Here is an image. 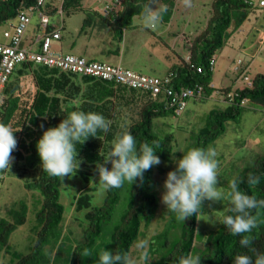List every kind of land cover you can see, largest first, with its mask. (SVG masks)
<instances>
[{
    "label": "trees",
    "instance_id": "16d2710c",
    "mask_svg": "<svg viewBox=\"0 0 264 264\" xmlns=\"http://www.w3.org/2000/svg\"><path fill=\"white\" fill-rule=\"evenodd\" d=\"M145 2L146 0H119V10L112 21L118 33L132 25V18L140 15ZM156 2L168 5V12L171 11L173 0ZM34 4L35 0H0V27L12 21L20 10ZM81 7L82 0H62L61 8L66 13ZM253 7L255 5L252 0H213L206 26L191 40L188 61L182 60L166 74H171L170 85L175 88L201 85L205 97L210 96L214 87L211 86L213 68L209 61L214 59V55L224 46L232 30L242 24ZM90 14L87 12L83 26L91 19ZM94 14H97L99 19L104 18L100 13ZM26 72L32 73L34 90L22 92L16 85L15 78ZM77 77L80 81H76ZM224 91H230V88L226 87ZM233 91L235 96L231 103L222 109L209 111L205 125L197 134L195 147L207 149L211 142L225 132L226 121L238 120L244 108L241 104L243 99L261 102L264 106V72L256 73L250 86ZM77 97H80L79 103L74 101ZM161 97L159 95L152 98L149 93L139 89L43 65L22 63L13 70L0 100V122L19 130L14 132L17 147L12 152V163L17 164L23 173L15 174L20 178L25 175L23 187L29 191H38L40 198L38 206L34 208L36 224L32 231L35 238L30 250L8 264H50L51 255L45 250L49 243L50 253L53 251L54 258L65 251L68 264H81L84 257L80 253L84 248L91 250L95 246L104 226L110 223L119 200L120 188H112L106 190L102 205L91 207V188L79 190L75 196V209H88L84 214L87 225L81 241L75 245H66L65 241L60 239V223L64 215V206L60 202L61 180L42 170L36 147L43 132L58 126L73 110L94 112L104 116L111 124L107 133L98 132V137L90 136L83 144L76 145L77 156L84 160V166L104 164L111 143L125 131L131 132L135 137L137 149L143 142L151 144L153 140H158L161 147L155 154L168 160L173 151V135L161 136L153 130L155 117L173 113L164 106ZM134 102H140L136 113L138 117L130 119L124 127H118L116 120L120 107L131 108L130 105ZM90 168H78L76 173L88 181L91 176L98 174L97 168ZM152 170L153 166L144 172L142 182L137 178L130 187L127 210L120 223L110 232L113 253L129 252L139 233L142 218L148 220L152 215L157 200L153 190ZM0 173L3 175L5 172ZM249 173L260 177V183L254 189H250L247 184ZM237 178L241 181L239 187L242 191L264 199V154L259 155L252 166L244 168ZM27 212V202L18 200L7 208L5 216L0 217V251L17 226L26 221ZM226 215L234 214L229 211ZM175 220L176 215L171 216L167 227L157 236L158 248L163 250L152 264H178L182 256L191 253L197 216L193 215L184 222L180 221L177 227L173 226ZM175 228L179 233L174 239H170L169 235ZM251 235V245L243 247L240 244L241 237L231 235L224 225L212 231L206 240L205 264H234V258L238 254L250 255L254 260L257 252L264 253V210H261L258 227L253 229Z\"/></svg>",
    "mask_w": 264,
    "mask_h": 264
},
{
    "label": "rangeland",
    "instance_id": "374dc122",
    "mask_svg": "<svg viewBox=\"0 0 264 264\" xmlns=\"http://www.w3.org/2000/svg\"><path fill=\"white\" fill-rule=\"evenodd\" d=\"M252 1L255 7L250 9L247 15L251 23L247 22L248 20L244 21L241 25V30L234 29L229 35L231 37L229 45L235 50L229 52V57L233 60L226 65H221L218 61L213 66L212 85L214 90L211 95L204 99L188 100L184 110L177 115L167 113L153 119V130L157 134L161 136L165 134L173 135V151L168 160L159 157L161 163L153 166L152 180L153 190L157 198L156 204L153 207L151 217L148 220L145 217L142 218L139 233L129 251L133 258L138 260L139 254L134 244L140 239H148L150 241L148 249L150 259L145 264H152L159 257L163 249L159 250L158 248L157 236L167 227L170 217L175 215L168 211L161 201L162 193L165 191L164 181L167 178V173L175 170L177 167L176 162L189 149L195 147L197 134L205 125L209 111L222 109L226 106L221 101L224 95V88L229 87L233 91L234 88L246 84L244 76L251 79L257 72H264V6H258L259 0ZM212 2L213 0H192V7L189 8L184 6L183 0H173L170 28L179 33V40L175 44L170 43V45L176 47L175 50L180 56H186L189 50V43L186 41V37H189V34L194 36L206 26L211 15ZM156 4L157 6L161 5L159 2ZM83 5L97 9L104 8L105 5H108V7L113 5L119 10V4L115 0H83ZM107 11L104 14L110 13ZM82 17V14H76L68 21L79 22ZM50 18L54 23L59 21L57 14ZM140 18L142 19L141 15H135L132 18L134 24H143ZM254 24H257L255 29H253ZM160 27L161 24L155 30ZM103 39L107 41L106 38ZM104 44L111 47L108 41L104 42ZM114 44L116 42H112L113 46ZM52 48L60 50L59 40L52 42ZM220 50L215 54L218 60L220 59ZM109 58L104 59L110 64H116L113 58ZM238 60L242 61L245 66V74L243 76H238V71L234 70ZM77 78L76 81H80L79 77ZM15 83L22 92L34 90L31 72H26L22 76L16 77ZM79 98H75L74 101L79 103ZM243 106L240 118L226 121L225 132L208 145V147L214 148L218 153L216 157L219 161L217 187L225 193V198L221 201L205 199L202 202L201 214L196 220L195 239L191 250V254L201 257L200 264H205L208 235L223 226L220 222L232 206L226 195L229 191V181L237 178L244 168L252 166L256 158L264 154V106L261 102L251 101H247ZM130 107H120L117 113L118 119L116 120L118 127H124L131 121L130 119L138 117L136 113L140 107V102H134ZM77 160L80 161L79 168L81 169L97 168L96 165L84 166V160L81 157L77 156ZM104 164L111 167L110 162H104ZM21 171L17 164L11 162L10 171L3 172V175L0 173V179L2 178L0 180V217L5 216L7 208L15 201L24 200L28 204L26 221L17 226L11 233L7 244L0 251V264L13 262L20 255L27 253L35 238V234L32 231L36 224L34 208L38 206L40 194L36 190L29 191L23 187L26 176L24 175L20 178L15 174L16 172L23 173ZM60 180V202L64 206V215L60 223V239H63L66 245H75L83 239V230L87 225L84 214L88 211V209H75V196L79 190L90 187L92 195L91 207H95L102 205L106 191L100 188L99 173L91 176L88 181L77 173ZM130 187V184L125 183L120 188L119 200L110 223L104 226L101 236L91 249L92 256L84 257L81 264H98L99 252L102 249L111 251L110 232L120 223L123 214L127 210L130 200ZM179 222L176 219L173 226L177 227ZM178 233L179 230L173 229L169 238L174 239ZM45 250L51 255L50 264H68L65 251L60 252L54 258L55 254H53V251L50 253V243Z\"/></svg>",
    "mask_w": 264,
    "mask_h": 264
},
{
    "label": "clouds",
    "instance_id": "9594fccd",
    "mask_svg": "<svg viewBox=\"0 0 264 264\" xmlns=\"http://www.w3.org/2000/svg\"><path fill=\"white\" fill-rule=\"evenodd\" d=\"M185 7H192V0H183ZM168 5L157 6L156 0H146L142 6L141 17L143 26L155 30L163 21L168 12ZM111 122L104 116L94 112L73 110L68 113L56 127L43 132L37 142V151L41 160L42 170L48 175L63 180L64 177L76 174L80 161L77 160V144H83L90 136L98 137V132L107 133ZM11 125L0 122V172L10 171L13 161L12 152L17 147ZM158 140L150 143L143 142L137 149V142L131 132L125 131L117 136L109 149L105 162L111 163V169L104 164H97L99 185L101 190L122 188L125 183L132 185L137 178L141 182L144 172L154 165L161 163L155 153L160 149ZM217 151L193 147L189 149L176 164L173 171L167 173L164 181L165 191L161 201L166 209L176 215L178 221L201 214L202 202L221 201L225 193L217 187L219 178V161L216 159ZM241 181L233 178L229 181L227 198L232 205L229 211L234 215H224L223 224L231 235L240 236L243 247L251 245V233L259 224L260 212L264 210V199H258L255 194L249 195L239 187ZM260 183V177L249 173L247 184L254 189ZM255 213V214H253ZM148 239H140L134 247L139 254L138 260L129 252L102 249L98 254V264H145L150 259ZM82 257H91L92 250L84 248L80 253ZM201 257L191 253L182 256L178 264H200ZM234 264H264V253L257 252L255 259L246 254H238Z\"/></svg>",
    "mask_w": 264,
    "mask_h": 264
},
{
    "label": "crops",
    "instance_id": "0c3cea01",
    "mask_svg": "<svg viewBox=\"0 0 264 264\" xmlns=\"http://www.w3.org/2000/svg\"><path fill=\"white\" fill-rule=\"evenodd\" d=\"M61 5L62 0H47L46 4L49 15V22L46 29L59 30L60 38L57 39L60 43L59 51L104 62H106V58L110 59L109 57H111L116 63L113 65H119L123 68L152 76L163 77L173 66L178 65L182 60L188 61L191 40L204 29L203 28L194 36H190L191 34H189V37L185 36L186 41L189 43V50L186 56H180V54L175 50L176 47L170 45V43L175 44L179 40V33L171 30L170 28L172 11L164 14L161 27L157 30L145 28L143 24H134L132 20V25L129 28L123 29L121 33H118V30L115 29L112 24V21L118 12L116 7L113 5L108 7L109 11L107 12L110 13L107 14H104L106 11L105 7L107 5L100 9L86 7L83 5V0L82 7L80 9L73 10L68 13L62 10ZM93 11L102 14L104 18L99 19L98 15L94 14ZM87 12L91 13V19L88 21V24L83 26V20L87 15ZM56 14L59 17V21L54 23L50 17ZM76 14L83 15L79 22L68 21ZM248 18L249 17L247 16L244 21L248 20ZM140 20L142 19L140 18ZM247 22H249V20ZM241 25L237 28V30H241ZM253 26V29H255L257 24H254ZM2 27L6 28L8 25L5 24ZM44 30L45 28L42 27L39 22L38 12L36 10L31 11L30 23L22 41L23 45L37 49L39 46L40 36ZM103 38H106L111 47L104 44V42L107 41ZM168 38L170 39L168 40ZM230 38L231 37L227 39L224 46L220 50V59H216V55H214L215 65L218 61L221 65H226L228 62L231 63L233 60L229 57V52L235 51L234 48L229 45ZM112 42H116V44L113 46ZM238 61L234 70L238 71V76H243L245 74V66L242 61L238 64ZM244 86L245 85L236 87L234 90ZM221 101L224 102L225 105L228 104L223 98Z\"/></svg>",
    "mask_w": 264,
    "mask_h": 264
},
{
    "label": "built area",
    "instance_id": "2783aa9c",
    "mask_svg": "<svg viewBox=\"0 0 264 264\" xmlns=\"http://www.w3.org/2000/svg\"><path fill=\"white\" fill-rule=\"evenodd\" d=\"M115 1L119 4V0ZM46 4L47 0H35L33 6L18 12L16 17L7 23L8 27L0 28V100L13 70L22 63L43 65L139 89L149 93L152 98L161 95L164 106L171 109L176 115L184 110L188 100L205 97L201 85L172 87L170 85L171 74L163 77L147 75L119 65L54 50L52 42L60 38V33L59 30L46 29L49 22ZM258 6H264V1L259 0ZM107 9L108 5L105 7L106 11ZM33 10L38 12L39 22L45 28L40 36L37 49L24 46L22 43L30 23V12ZM240 63L239 60L238 64ZM209 64L213 68L215 59L211 58ZM197 70L200 71L199 68ZM244 79L246 80L245 86H250L251 79L246 76ZM234 96V91H224L223 99L225 102L231 103ZM246 102L247 100L243 99L241 104Z\"/></svg>",
    "mask_w": 264,
    "mask_h": 264
}]
</instances>
